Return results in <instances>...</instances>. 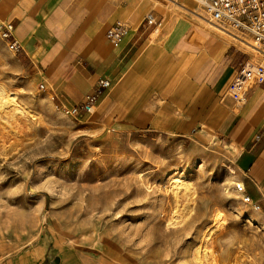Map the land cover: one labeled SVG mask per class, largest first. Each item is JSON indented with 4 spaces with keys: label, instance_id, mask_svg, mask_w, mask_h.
Here are the masks:
<instances>
[{
    "label": "rangeland",
    "instance_id": "rangeland-1",
    "mask_svg": "<svg viewBox=\"0 0 264 264\" xmlns=\"http://www.w3.org/2000/svg\"><path fill=\"white\" fill-rule=\"evenodd\" d=\"M177 1L186 9L153 0L144 16L157 25L186 15L237 47V69L264 64V53L199 20L194 0ZM23 63L0 29V91L25 111L0 107V264H28L14 255L33 248L37 264H264V212L235 191L217 140L71 118ZM173 177L184 185L173 189Z\"/></svg>",
    "mask_w": 264,
    "mask_h": 264
},
{
    "label": "crops",
    "instance_id": "crops-1",
    "mask_svg": "<svg viewBox=\"0 0 264 264\" xmlns=\"http://www.w3.org/2000/svg\"><path fill=\"white\" fill-rule=\"evenodd\" d=\"M148 1L0 0V29L11 25L15 54L58 105L83 102L106 78L108 88L85 114L94 122L114 132L217 140L264 212V83L249 84L245 102L236 103L228 86L237 47L186 15L148 25L144 14L150 2L157 6ZM116 23L126 31L110 42L106 31ZM14 256L28 264L43 258L35 248Z\"/></svg>",
    "mask_w": 264,
    "mask_h": 264
},
{
    "label": "built area",
    "instance_id": "built-area-1",
    "mask_svg": "<svg viewBox=\"0 0 264 264\" xmlns=\"http://www.w3.org/2000/svg\"><path fill=\"white\" fill-rule=\"evenodd\" d=\"M201 8L204 20L221 33L227 34L234 39L249 40L252 48L264 53V0H194ZM148 25L154 23L151 14L144 16ZM11 25L1 29L3 38L6 39L7 47L17 52L18 44L11 38ZM126 31L123 23H116L106 31V37L110 42L117 41ZM264 83V64L251 58L240 63L228 91L236 103H244L246 89L249 84ZM109 81L100 78L93 85L83 102L71 106L60 104L61 110L74 119H81L85 114L92 111L97 99L103 90L108 88ZM41 90H45L44 83L39 84ZM235 191L245 203H249L255 210L259 209L257 202L253 201L245 191L243 183L234 185Z\"/></svg>",
    "mask_w": 264,
    "mask_h": 264
},
{
    "label": "bare ground",
    "instance_id": "bare-ground-1",
    "mask_svg": "<svg viewBox=\"0 0 264 264\" xmlns=\"http://www.w3.org/2000/svg\"><path fill=\"white\" fill-rule=\"evenodd\" d=\"M173 3L175 4V5H177V6H179V7H182L183 9H186L185 8V5L183 4V3H179L177 0H173ZM193 13V12H192ZM195 15L199 18V20H202L204 23L206 22L205 20H204V18H202V16H201V14L200 13H195ZM176 18V17H175ZM207 23V22H206ZM234 39V38H233ZM236 41H238V42H240V43H242V44H246V45H248V46H250L251 48H252V46H251V44H250V41L249 40H239V39H235ZM254 49V48H253ZM257 51V50H256ZM262 54V53H261ZM3 91V90H2ZM2 91H0V107H3V106H5V107H7V109H9V110H12V111H14V112H19L20 114H24V109H22L21 108V106L19 107V105H17L16 104V100H15V98H14V96L13 95H9V94H6V93H3ZM15 95V94H14ZM41 100V99H40ZM7 112V111H6ZM5 114V113H4ZM3 114V115H4ZM7 114V113H6ZM13 114V113H12ZM11 114V115H12ZM26 114V113H25ZM5 116H7V115H5ZM226 166V165H225ZM173 180H172V185H173V189H177L179 186H181V185H184V183L183 182H181V181H179L178 180V178H172ZM224 183L225 184H227V185H230V184H233V183H235V178H232V177H225V179H224ZM238 184H240V182L238 181L237 182ZM171 185V186H172ZM172 189V190H173ZM174 194H175V191H174ZM187 199V198H186ZM187 207V206H186ZM186 210V209H185ZM188 210V209H187ZM173 216H175V215H173ZM175 218H177V217H175ZM216 218V217H215ZM174 218L173 217H171L170 218V220L172 221ZM169 219H168V221H170ZM177 220V219H176ZM176 220H174V221H176ZM167 221V220H166ZM174 221H172L171 223H173ZM167 223V222H166ZM169 226V225H168ZM203 249H205V248H203ZM201 252V251H200ZM204 253V252H203ZM206 253V252H205ZM204 253V254H205ZM201 255H202V253H201ZM203 256V255H202ZM206 257V256H205Z\"/></svg>",
    "mask_w": 264,
    "mask_h": 264
}]
</instances>
